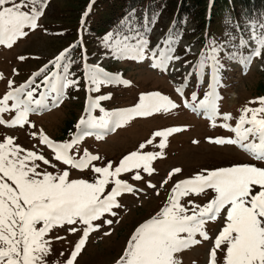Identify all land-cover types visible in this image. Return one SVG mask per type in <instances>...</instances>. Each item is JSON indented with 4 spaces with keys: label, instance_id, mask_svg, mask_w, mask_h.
<instances>
[{
    "label": "snow or ice",
    "instance_id": "1",
    "mask_svg": "<svg viewBox=\"0 0 264 264\" xmlns=\"http://www.w3.org/2000/svg\"><path fill=\"white\" fill-rule=\"evenodd\" d=\"M47 5L48 0H0V45L11 48L18 39L27 37L29 31L38 29V21L45 14ZM88 14L86 11L84 16ZM157 19V13H153L150 18L146 12L141 25L137 22L135 10H131L113 31L102 38L100 43L105 50L104 58L117 61L130 59L135 62L150 60L151 68L168 72L170 65L181 58L175 55L179 33L169 29L167 35L150 48V25L155 24ZM250 27V39L254 40L256 46L250 55L238 58L232 54L228 57L230 60L239 59L241 63H248L253 56H262L264 20L253 21ZM241 45L247 46V42L242 39ZM78 46L74 44L64 49L50 61L55 70L45 65L19 87H13L14 82L8 81L9 91L0 98V126L23 128L30 124V114L58 106L66 89L79 87V78L73 79L76 73L70 71L76 63L71 52ZM205 48L193 64V71L184 75L182 83L174 91L184 96L188 78L193 72L202 82L205 69L210 67L212 82L203 98L193 91L190 99L182 101L183 106L194 113L203 112L212 121V127L217 126V118L223 120L219 126L234 133V138H208L210 142L239 146L256 162H264V98L259 100L261 107L244 108L235 126L229 124L231 114L221 115L217 107L220 99L217 86L223 67L219 54L223 48L215 39L210 40ZM186 51L190 52V48H186ZM82 61L88 93L99 92L104 85L130 86V81L123 79L121 74L109 73L99 63H87L86 56L82 57ZM38 77H42L39 84L36 83ZM0 79H3L2 74ZM41 86L43 90L38 93ZM110 98V94L88 96L85 108L87 115L79 120L77 132L70 141L57 143L42 132L39 134V143L52 150L55 161L72 169L90 170L95 174L92 182L69 179L68 170H40L38 162L54 169L56 164L36 151L25 150L14 144L10 136L0 142V264H47L46 258L52 254V241L47 237L55 229L82 233L65 261V264H75L90 233L100 230L105 224H113V219L105 217L117 216L115 209L122 207L118 198L125 193L140 191L121 179V174H131L133 181H142V173L151 176L155 172L152 162L163 156L159 150L166 147L167 138L183 130L172 126L155 131L151 139L139 144L137 150L125 155L116 166L111 162L105 166L93 165L92 162L102 157L86 149L77 158V155L71 154V150L78 148L84 137L92 136V130H97L95 136L101 139L102 131L110 125L120 127L135 117H151L178 107L168 96L152 92L141 94L133 107L106 111L101 107V101ZM96 109L103 115L93 116ZM6 113L14 115L6 120ZM156 138H160L158 143H154ZM147 146L159 150L144 151ZM180 172L179 168L173 169L169 178ZM146 183L148 188L157 189V185L151 181ZM167 183L168 180H164L161 187ZM110 185V190H107ZM209 189L215 195L202 206L193 204L191 199H188L187 205L182 203L184 198L206 195ZM156 194L159 195L158 190ZM221 216L224 224L210 249L211 264H218V250L222 254V264H264V167L245 163L204 170L177 182L161 210L136 228L117 264H181L177 254L200 244L202 241L196 239L197 235L203 241H209L211 237L205 225ZM55 239L62 240L64 237L56 236Z\"/></svg>",
    "mask_w": 264,
    "mask_h": 264
},
{
    "label": "rangeland",
    "instance_id": "2",
    "mask_svg": "<svg viewBox=\"0 0 264 264\" xmlns=\"http://www.w3.org/2000/svg\"><path fill=\"white\" fill-rule=\"evenodd\" d=\"M89 0H49L45 14L39 19L40 27L34 31H29V35L20 38L11 47L0 45V98L9 91L8 81L12 80L13 87H19L26 83L33 75L45 65L52 68L50 61L64 49L71 47L76 41L79 46L76 49L78 54L84 52L88 48L87 32L84 36L79 30L80 15L85 11ZM137 22L142 24L144 16L142 11L135 12ZM238 26H235L230 20H224V36H226L224 48L227 49L225 57L226 68L228 69V83L225 88V94L222 97L221 90L224 88V73L220 70L219 84L217 93L221 99L222 105L219 113L231 114L232 119L229 124L235 126L237 119L241 115L244 108L261 107L259 100L264 98V50L261 57H252L248 63H241L239 59L230 60L228 57L235 54L241 57L240 52L248 50L251 54L252 49L256 46L254 40L250 39L251 23L239 19ZM166 21L162 20L158 26L151 31L150 44L155 46L165 34ZM193 27V23L186 21L179 32L178 44L176 48L183 50L184 58L175 61L170 65L168 72L154 70L148 65H140L133 61L126 60L115 65L108 72L119 71L123 77L130 81V86L110 85L101 86L99 92L88 93L85 87L79 83L78 88H68L65 90L62 101L56 107L39 110L29 115L30 124L23 128L17 126L14 128L0 126V142L7 137H12L14 144L19 145L25 150H33L38 154H42L46 159L56 164V168L50 165L40 163V170L50 172L68 170L69 179H85L92 182L94 173L90 170L72 169L71 166L64 165L62 162L55 161L54 153L46 145L39 143V134L42 132L54 142H68L77 132L76 125L82 116L86 117L85 108L88 102V96L93 97L99 95H109L110 99L101 101V107L106 111L123 110L133 107L138 102V97L144 93L159 92L168 96L174 103L178 105L176 109L168 112L154 114L151 117H135L123 126L108 128L102 131V138L97 139L95 134L84 137L78 148L74 147L71 154L77 155V158L83 154L86 149L91 154L102 157L101 160L92 162L95 166H105L111 162L114 166L130 152L137 150L139 144L145 143L152 138V134L157 130H164L167 127H181L183 130L173 133L167 138L166 147L163 150L147 146L144 151H162L163 156L152 162L155 172L149 176L142 173V181L131 180V174L122 173L121 179L131 183L134 188L140 191L134 194L125 193L119 197L121 208L115 209L117 216L112 217L106 215V219H113L112 225H103L100 230L90 233L89 238L83 247L82 252L78 255L75 264H117L126 249L127 243L134 234L137 227L148 219L156 215L165 205L171 189L177 182L191 178L204 170H214L222 167H231L241 164H254L264 167V162L253 161L252 156L235 145H218L209 141L208 138L217 137H233L234 133L220 127L224 121L217 118L216 127H212V121L199 120L196 115L189 114L184 110L182 101L190 99L195 88L207 85L206 69L203 81L197 82L195 75L192 74L188 78L189 90L184 91V96H177L175 88L182 83L184 75L192 70L193 64L187 59L199 58V53L203 48L196 36H191L187 31ZM164 32V34H162ZM67 34H69L67 36ZM247 42V46L241 45V40ZM222 42V41H220ZM151 48V46H149ZM100 44L92 39L91 52L96 55L100 52ZM190 48V52L186 51ZM175 51V55L180 54ZM102 52L95 57L92 62L99 63L103 67H108L114 61L112 58H104ZM23 57L24 59H19ZM187 62V63H186ZM77 78V77H76ZM73 78V79H76ZM42 77L36 79L39 84ZM198 85V86H197ZM263 87V88H262ZM198 93L199 98H203L209 86ZM43 90V86L41 89ZM200 91V90H199ZM37 93V98H38ZM218 99V101L220 100ZM220 103V101H219ZM51 104V100H49ZM14 114H4V119L9 120ZM93 116L100 117L103 115L99 109L92 113ZM250 115V114H249ZM32 125H35L33 128ZM97 131V130H92ZM36 135L33 136L32 133ZM160 138H156L154 143H158ZM181 169L180 173L169 174L173 169ZM168 183L161 187L164 180ZM148 181L157 185V189L153 190L147 187ZM111 185L107 190H110ZM159 191V195L156 191ZM256 190L259 188L257 186ZM215 194L209 189L206 195L193 196L184 198L182 203L187 205L188 199L193 204L203 205L210 200ZM224 224L221 216L216 221H208L205 230L211 239L203 241L202 237L196 236L201 240L200 244L192 245L177 254V258L181 264H211L210 249L213 245L214 238L222 229ZM77 227H82L77 225ZM105 233H108L105 235ZM82 233H69L64 229H55L48 234V239L52 241V254L47 259V264H65L66 258L70 256L74 245L78 242ZM186 235V234H182ZM56 236L64 237L62 240H56ZM218 264H222V254L217 256Z\"/></svg>",
    "mask_w": 264,
    "mask_h": 264
},
{
    "label": "trees",
    "instance_id": "3",
    "mask_svg": "<svg viewBox=\"0 0 264 264\" xmlns=\"http://www.w3.org/2000/svg\"><path fill=\"white\" fill-rule=\"evenodd\" d=\"M207 2L208 0H96L85 20L89 28L87 40L102 39L117 27L125 13L142 6L149 17L153 13H159L172 18L170 29L174 32L181 19L190 18L194 23V29L190 33L192 36H196L202 42L204 40L202 35L206 33L208 43L215 39L220 45V41L225 37L223 25L225 15L235 23L240 18L257 22L264 20L262 16L264 0H213L209 11ZM223 52L224 50L219 54L220 60ZM71 54H74V48ZM76 58H79L78 54Z\"/></svg>",
    "mask_w": 264,
    "mask_h": 264
}]
</instances>
